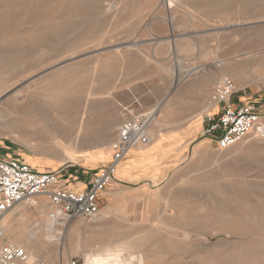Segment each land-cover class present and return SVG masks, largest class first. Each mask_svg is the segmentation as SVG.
Returning <instances> with one entry per match:
<instances>
[{"label":"rangeland","instance_id":"rangeland-1","mask_svg":"<svg viewBox=\"0 0 264 264\" xmlns=\"http://www.w3.org/2000/svg\"><path fill=\"white\" fill-rule=\"evenodd\" d=\"M220 62L208 110L228 79L231 103L254 104L264 123V0H0V157L85 189L129 111L162 110L181 84ZM55 102L61 111L50 109ZM8 107L21 114L5 116ZM155 119L150 135L177 130L171 116L161 126ZM90 124L99 135L83 133ZM201 127L186 142L160 135L119 167L99 198V214L109 213L101 224L40 230L48 209L43 217L20 205L9 213L11 232L35 231L45 264L100 254L121 264H264V142L251 133L218 150Z\"/></svg>","mask_w":264,"mask_h":264},{"label":"built area","instance_id":"built-area-1","mask_svg":"<svg viewBox=\"0 0 264 264\" xmlns=\"http://www.w3.org/2000/svg\"><path fill=\"white\" fill-rule=\"evenodd\" d=\"M233 93L232 81L224 79L218 83L210 96V105L216 112L203 117L200 137L209 139L218 150L231 148L251 133L264 141V123L255 105H233ZM153 120V112L126 119L111 143L110 160L82 190L63 186L60 172H38L18 159L0 157V264H45L30 263L25 250L7 239L3 221L17 206H32L42 198L49 220L62 228L75 219H96L99 198L112 183L128 151L150 145L148 126Z\"/></svg>","mask_w":264,"mask_h":264},{"label":"crops","instance_id":"crops-1","mask_svg":"<svg viewBox=\"0 0 264 264\" xmlns=\"http://www.w3.org/2000/svg\"><path fill=\"white\" fill-rule=\"evenodd\" d=\"M212 78L213 77L208 76L206 73V76H200L197 79H189L185 82L184 86H182V84L181 86H179L182 88H177L173 97L167 98L163 102L165 104L162 105L163 109L161 110L160 116H159L160 126L165 122L168 116L169 117L171 116L172 122H170L168 125L172 123L173 127L172 126L171 127L177 129L176 131H172L170 134H167V135L163 134L164 133L163 129L161 130L160 135L162 137H165V139L170 138L169 143H173L177 141L186 142L187 140L191 139L195 134L198 133V130L200 126L202 125L200 120L202 118L203 113L206 114L210 112L211 114H214L216 112V109L213 108V106L210 107V110H208V106L206 107L207 99H208L209 91H210V85H211L209 84V80ZM179 83L180 82H177L176 85H178ZM194 86H198L199 89L193 90ZM187 91L189 92V94H188V97L186 98L184 94L187 93ZM182 100L184 101L182 102ZM184 102L186 104L183 107L182 104ZM232 104L237 106V105L245 104V103H241V102L235 103L234 102ZM152 111L154 113V119H155L157 109H154ZM152 111H148V113ZM136 113H137L136 110H131L128 112L130 117L133 115H136ZM202 122H203V119H202ZM136 156H137L136 152L127 154L126 157L121 162V164L119 165V167L121 168L125 163H128L131 158H134ZM117 175L114 176L113 182L115 179L116 181L119 180ZM6 222L8 224L10 223L9 227L14 229V227L17 225V218L15 217V214L12 216L8 215ZM14 234L16 233L14 232ZM15 237L17 236L13 235V238Z\"/></svg>","mask_w":264,"mask_h":264},{"label":"bare ground","instance_id":"bare-ground-1","mask_svg":"<svg viewBox=\"0 0 264 264\" xmlns=\"http://www.w3.org/2000/svg\"><path fill=\"white\" fill-rule=\"evenodd\" d=\"M221 65H222L221 62L218 63L217 67H220V68H217V69L215 68V69H213V71H208L207 75L210 76V77H213V78L222 77L225 74V71H224L225 65L224 66H221ZM194 71L191 72V70H186L185 74H184V77L190 76V74L192 75L194 73ZM235 75H236L235 72H231V77L232 78H234ZM13 98L19 100V99L22 98V96L21 95H16ZM7 102L8 101L6 99H4V100H2L1 103H2V105L7 106L8 105ZM212 106H214V105H210V107H212ZM49 107H50V109L55 110L57 112L62 110V106H58L57 102H55V104H49ZM8 109L11 112H9V114L8 113L5 114V116H9L11 114L14 117H17V116H19L21 114V112H17L16 111L17 109L15 107H8ZM160 112H161V110L157 111L156 119H155V122H156V124L158 126L160 125V120H159ZM26 114H29V113H23L22 115L27 116ZM87 127H89V129H86V130L83 131V133L85 135H87V134L88 135H99L98 130L93 129L91 124L87 125ZM149 134H150V132H149ZM101 135H103L104 139L106 140L107 135H106L105 129L101 130ZM249 135H252V134H249ZM158 136H160V133L151 134L150 135L151 142H154L155 140H157ZM254 137H256V135ZM262 142H264V141H262ZM131 150H132L131 151L132 153L133 152L139 153V152L142 151V147L134 148V149H131ZM77 190H80V189H77ZM31 207L35 208L38 211L40 216H43V217L46 216L48 207H47V205L44 202H43V204H40L38 202L34 203V204H32ZM108 214L109 213L105 209V210L101 211L100 214H98V216L96 217V219L92 220V222L96 223V225L101 224L103 221H105L108 218ZM6 220H7V216L4 219V221H3L4 222L6 236L10 237L11 240L13 241V243L14 242H15V244L17 243L16 245H18L19 247H21V248H23L25 250V252L27 253V255L29 257V260H30L29 262L30 263L35 262L37 257L39 256V253H40V246L39 245L41 244L40 239H38L37 233H35V231H34V232H31L30 234H26L25 236L23 235V237L20 238V239L19 238L18 239L17 238H13V235H15V234L13 232H11L10 227H9L10 223L8 224L6 222ZM44 226H47V227H49L52 230L57 227L56 224H54L52 221L49 220L48 215L46 216L45 221H44L43 224H41V223L38 224V228L40 230ZM39 229H37V230H39ZM49 236H50V234H49ZM83 264H121V258L117 254L86 255L84 257V259H83Z\"/></svg>","mask_w":264,"mask_h":264}]
</instances>
